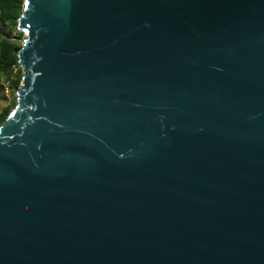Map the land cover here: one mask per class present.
Listing matches in <instances>:
<instances>
[{
  "label": "water",
  "instance_id": "water-1",
  "mask_svg": "<svg viewBox=\"0 0 264 264\" xmlns=\"http://www.w3.org/2000/svg\"><path fill=\"white\" fill-rule=\"evenodd\" d=\"M0 124V264H264V0H24Z\"/></svg>",
  "mask_w": 264,
  "mask_h": 264
},
{
  "label": "trees",
  "instance_id": "trees-1",
  "mask_svg": "<svg viewBox=\"0 0 264 264\" xmlns=\"http://www.w3.org/2000/svg\"><path fill=\"white\" fill-rule=\"evenodd\" d=\"M24 0H0V76L10 89L13 97L21 83L22 71L17 63V51L21 47L23 33L17 30V20L22 11ZM12 104L15 105V97ZM14 107V106H13ZM13 108L6 107L0 112V124Z\"/></svg>",
  "mask_w": 264,
  "mask_h": 264
},
{
  "label": "rangeland",
  "instance_id": "rangeland-1",
  "mask_svg": "<svg viewBox=\"0 0 264 264\" xmlns=\"http://www.w3.org/2000/svg\"><path fill=\"white\" fill-rule=\"evenodd\" d=\"M23 38H24V36H22L19 43L20 42L22 43ZM3 86H6L8 88L7 84L4 81V77L0 76V88H2ZM14 97H13V94L11 93L9 88H8L7 96L0 94V112L6 107L13 108L14 104H12V102H13Z\"/></svg>",
  "mask_w": 264,
  "mask_h": 264
},
{
  "label": "built area",
  "instance_id": "built-area-1",
  "mask_svg": "<svg viewBox=\"0 0 264 264\" xmlns=\"http://www.w3.org/2000/svg\"><path fill=\"white\" fill-rule=\"evenodd\" d=\"M5 36L0 32V39H4ZM0 94L7 96L8 94V88L6 86H3L2 88H0Z\"/></svg>",
  "mask_w": 264,
  "mask_h": 264
}]
</instances>
